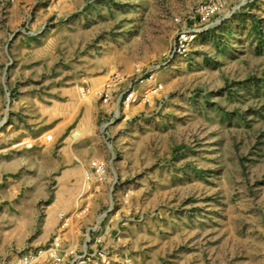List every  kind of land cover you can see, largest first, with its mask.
<instances>
[{
	"label": "rangeland",
	"instance_id": "obj_1",
	"mask_svg": "<svg viewBox=\"0 0 264 264\" xmlns=\"http://www.w3.org/2000/svg\"><path fill=\"white\" fill-rule=\"evenodd\" d=\"M205 1L0 0L5 109L28 48L41 94L137 68L163 85L127 112L117 211L132 220L99 264H264V0H226L229 18L154 70Z\"/></svg>",
	"mask_w": 264,
	"mask_h": 264
},
{
	"label": "crops",
	"instance_id": "obj_2",
	"mask_svg": "<svg viewBox=\"0 0 264 264\" xmlns=\"http://www.w3.org/2000/svg\"><path fill=\"white\" fill-rule=\"evenodd\" d=\"M20 54L21 64L7 83L12 94L6 109L0 91V264H14L21 251L40 249L55 236L76 256L123 245L125 239L115 237L126 229L125 215L119 213L110 223L101 218L120 192L105 183L91 194L84 171L91 161L102 160L109 164V178L119 175L123 129L131 116L122 112L119 101L125 83L119 82L107 104L100 99L106 81L83 79L41 94L36 80L29 78L35 72L31 49ZM108 120H113L109 142L101 135ZM85 203L88 211L79 214ZM96 222L99 230L86 240L87 228ZM71 258L62 264H70ZM33 264L51 263L40 257ZM85 264L99 263L91 259Z\"/></svg>",
	"mask_w": 264,
	"mask_h": 264
},
{
	"label": "built area",
	"instance_id": "obj_3",
	"mask_svg": "<svg viewBox=\"0 0 264 264\" xmlns=\"http://www.w3.org/2000/svg\"><path fill=\"white\" fill-rule=\"evenodd\" d=\"M225 1L226 0H206L200 4L190 17V19L194 20L195 24L192 27L183 25L177 31L172 49L166 55V60L157 65L154 70L166 67L167 63L180 55H187L190 46L199 38L200 35L207 32L211 26L219 25L225 19L229 18L232 11L234 12V8L225 10L223 7L225 5ZM121 81L125 83V87L122 89L119 96L122 112H127L136 106L148 104L154 97L159 98L163 93V85L155 82L154 76L151 72L142 74L141 69L137 68L130 77L115 75L106 81L100 94V99L103 104L109 103L114 89L117 88L119 82ZM111 123H113V120H108L101 128V135L107 142L110 140L108 126ZM47 138L50 139V136ZM109 173L110 168L107 162L94 160L89 163L88 169L84 171V179L91 194L99 193L101 186L105 183L109 184L111 191L118 190L120 192L119 196L114 197L113 203L101 212V218H107L110 223V221L113 218L118 217L120 213L125 215L122 225L127 226L132 219L127 217L128 214L124 209L121 208L120 211H117V208L121 206L123 207L127 203L126 201H128L129 191L117 174L112 173L109 178ZM88 208L89 203H85L84 206L79 209L78 213H86ZM66 221L67 218L64 219V223ZM98 230L99 222H96L94 225L87 228L85 237L86 240L89 239L90 233H94ZM42 256H44L45 260H48L52 264H62L69 257H72L70 264H85L91 259L105 262L107 252L103 249H99L90 256H76L74 250L64 248L60 238L55 236L51 242L40 249L21 252L16 264H32L35 259Z\"/></svg>",
	"mask_w": 264,
	"mask_h": 264
}]
</instances>
